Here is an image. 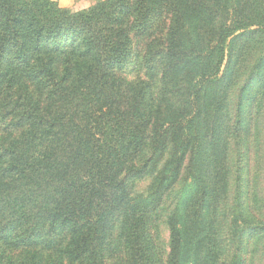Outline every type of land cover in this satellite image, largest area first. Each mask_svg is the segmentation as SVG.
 <instances>
[{
  "label": "trees",
  "instance_id": "16d2710c",
  "mask_svg": "<svg viewBox=\"0 0 264 264\" xmlns=\"http://www.w3.org/2000/svg\"><path fill=\"white\" fill-rule=\"evenodd\" d=\"M229 1L0 0V264H264V89L228 107L264 0ZM235 25L256 29L226 55ZM185 165L203 185L167 217L165 253Z\"/></svg>",
  "mask_w": 264,
  "mask_h": 264
},
{
  "label": "rangeland",
  "instance_id": "374dc122",
  "mask_svg": "<svg viewBox=\"0 0 264 264\" xmlns=\"http://www.w3.org/2000/svg\"><path fill=\"white\" fill-rule=\"evenodd\" d=\"M52 1L57 2L60 8L68 10L70 13L77 14V13L89 10L95 7L96 4L107 1V0H77L74 6L71 8L63 7L60 4V0H52ZM245 5L246 4H244V0H231L227 2V6L229 7V10L231 12H233L234 10L237 11L240 8H242V6L245 7ZM255 29L256 28L248 27L247 25H235V29H234L235 33L229 36L224 44V47L226 49V55L230 51L231 42L235 36L245 34ZM235 44L239 46L240 43L236 42ZM254 48H257V47H251L250 49H248L250 51L246 54L244 61H242V67L238 71L241 73L238 76V83L234 86V89L232 90V92H229L228 107L230 109V113L232 117L234 116L235 106H236V103L240 95H243L244 101L246 102L251 95L258 94L261 89H264V81L259 80L258 82L257 80L254 81V79L249 80L251 72H254L255 68L257 67L260 61V58H262L264 54L263 53L264 49H262V47H259L256 50L252 51V49ZM255 51H257L258 53ZM251 54L253 55L252 57H251ZM247 55H250V57H248L246 60ZM236 61H237V58H235L233 54H232V59L229 58V56L225 58V61L222 67V75H226L227 78L229 76H232L230 74L233 70V66L236 63ZM261 66L262 67L260 68V72L264 78V59L261 62ZM125 77L128 78V80H135L136 74H129V75H126ZM245 85H248V87H246L244 90ZM241 88H242V91L240 93ZM247 107H248V103L247 104L245 103L243 112L248 111ZM193 125L194 124H191V126H188L190 130L186 132V135L189 137L188 142L191 146H192L191 139L195 137V129L192 127ZM229 125H232V123H230ZM209 127L211 129L210 125ZM204 138L207 139V137H204ZM204 161L206 164V158L204 159ZM155 172L156 171L154 170L152 171L150 170L149 175L140 177L137 180L132 182V194H133V197H135V199L146 198L150 185L155 176ZM179 179L180 180L178 181L177 186L173 188L172 191L168 194L163 206L160 208V211H159V219H158L159 236H160L159 239L161 243V248L163 251H165V253L168 252V245H169V229L166 223L167 217L169 216L170 212L173 210L174 206L178 203V200H179V204L183 200L184 201L187 200L194 191L198 190L199 184L201 186L203 185V177L201 176L200 173L197 172V173H192L191 175L188 174V176L186 175V165L183 168L181 177ZM232 179L233 177H231V180ZM205 180L207 179L205 178Z\"/></svg>",
  "mask_w": 264,
  "mask_h": 264
},
{
  "label": "crops",
  "instance_id": "0c3cea01",
  "mask_svg": "<svg viewBox=\"0 0 264 264\" xmlns=\"http://www.w3.org/2000/svg\"><path fill=\"white\" fill-rule=\"evenodd\" d=\"M77 0H60V4L63 7H73Z\"/></svg>",
  "mask_w": 264,
  "mask_h": 264
}]
</instances>
